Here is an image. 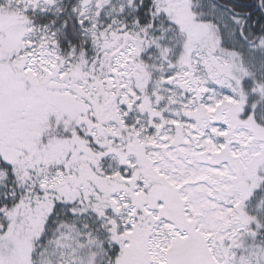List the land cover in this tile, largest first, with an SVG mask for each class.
I'll list each match as a JSON object with an SVG mask.
<instances>
[{"label":"snow or ice","instance_id":"obj_1","mask_svg":"<svg viewBox=\"0 0 264 264\" xmlns=\"http://www.w3.org/2000/svg\"><path fill=\"white\" fill-rule=\"evenodd\" d=\"M0 264H264V0H0Z\"/></svg>","mask_w":264,"mask_h":264}]
</instances>
